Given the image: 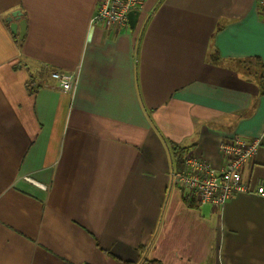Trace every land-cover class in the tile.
<instances>
[{
	"label": "crops",
	"instance_id": "obj_1",
	"mask_svg": "<svg viewBox=\"0 0 264 264\" xmlns=\"http://www.w3.org/2000/svg\"><path fill=\"white\" fill-rule=\"evenodd\" d=\"M98 2L0 0V264H264L258 0H146L119 29ZM234 136L261 141L249 191L187 201L173 147L221 168Z\"/></svg>",
	"mask_w": 264,
	"mask_h": 264
},
{
	"label": "built area",
	"instance_id": "obj_2",
	"mask_svg": "<svg viewBox=\"0 0 264 264\" xmlns=\"http://www.w3.org/2000/svg\"><path fill=\"white\" fill-rule=\"evenodd\" d=\"M146 0H99L93 22L102 23L106 28L119 29L129 25V13L140 11ZM258 6L264 16V0H258ZM59 83L64 93L73 90L76 82L75 72L54 70L50 75ZM259 139H247L241 136L224 139L219 145L224 165L213 166L207 160L187 153L180 167L169 174L172 183L182 189L184 198L200 205L209 204L222 208L234 195L248 192L249 184L243 179V167L257 155L261 146ZM256 192L264 195V178L259 182Z\"/></svg>",
	"mask_w": 264,
	"mask_h": 264
},
{
	"label": "water",
	"instance_id": "obj_3",
	"mask_svg": "<svg viewBox=\"0 0 264 264\" xmlns=\"http://www.w3.org/2000/svg\"><path fill=\"white\" fill-rule=\"evenodd\" d=\"M140 15L139 11H131L129 13V20L130 21V25L131 27H134L136 24V20H138V17ZM11 30L13 34H17L18 29H20V38L23 39V37L26 34V29H27V23H21V24H15V23H11Z\"/></svg>",
	"mask_w": 264,
	"mask_h": 264
},
{
	"label": "trees",
	"instance_id": "obj_4",
	"mask_svg": "<svg viewBox=\"0 0 264 264\" xmlns=\"http://www.w3.org/2000/svg\"><path fill=\"white\" fill-rule=\"evenodd\" d=\"M264 93V91L262 92ZM174 149V152H173V155H174V158H175V163H176V166L178 165L179 167L182 165L183 163V157L184 155H186V150L185 149H180V148H177L176 146L173 147ZM147 264H159L158 262H149Z\"/></svg>",
	"mask_w": 264,
	"mask_h": 264
},
{
	"label": "rangeland",
	"instance_id": "obj_5",
	"mask_svg": "<svg viewBox=\"0 0 264 264\" xmlns=\"http://www.w3.org/2000/svg\"><path fill=\"white\" fill-rule=\"evenodd\" d=\"M129 23H130V21H129ZM53 72V71H52Z\"/></svg>",
	"mask_w": 264,
	"mask_h": 264
}]
</instances>
